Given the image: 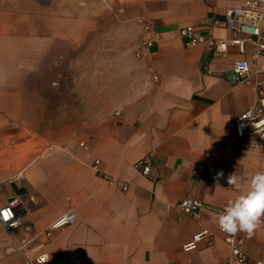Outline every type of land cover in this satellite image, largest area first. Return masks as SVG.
Listing matches in <instances>:
<instances>
[{
	"label": "crops",
	"instance_id": "1",
	"mask_svg": "<svg viewBox=\"0 0 264 264\" xmlns=\"http://www.w3.org/2000/svg\"><path fill=\"white\" fill-rule=\"evenodd\" d=\"M245 1L0 0V208L14 197L21 223L0 226V264L40 253L92 264L228 259L217 226L238 195L228 177L264 172V153L224 146L264 91V55L254 57L256 37L213 22ZM186 27L209 40L188 45ZM146 39L152 46L140 49ZM238 59L249 63L248 83L230 81ZM144 157L147 173L136 165ZM187 197L201 202L198 217L176 208ZM68 211L75 222L47 237ZM236 235L247 262L232 264H264V223Z\"/></svg>",
	"mask_w": 264,
	"mask_h": 264
},
{
	"label": "built area",
	"instance_id": "2",
	"mask_svg": "<svg viewBox=\"0 0 264 264\" xmlns=\"http://www.w3.org/2000/svg\"><path fill=\"white\" fill-rule=\"evenodd\" d=\"M139 23H143L144 29L151 31V24L145 22L142 18H138ZM215 25L230 30L235 35L237 33L244 34L247 38L256 37L257 51L254 57L264 55V42L260 41L262 27H264V0H246L240 7H229L225 10L224 18L214 20ZM180 34L188 38V45L193 46L198 43H203L207 40L202 33L195 27H186L180 29ZM231 42L239 47L241 51L244 49V40L237 37L231 39ZM211 45L215 49L224 52L226 50V41L221 40L218 43L210 38ZM152 46L150 39L143 40L140 44V49L149 48ZM139 56V53H136ZM251 75V69L246 59H238L234 62L230 81L232 83H248ZM243 140L240 144L239 141ZM241 146L242 149L248 151L251 147H256L259 152L264 153V91L257 89V97L253 105L240 114L235 119V131L227 139L224 146L226 152H231L235 147ZM99 161H95V167ZM137 166L142 167V172L149 171L147 158L144 157L136 162ZM126 188V187H124ZM201 207V202L193 198H184L176 204V208L193 217H198V210ZM76 215L72 211H68L53 221L45 231V235L49 237L55 229H61L65 226L74 223ZM0 226L5 230L16 229L21 226L18 212L15 209L14 201L8 202L0 208ZM219 230L224 235V241L229 246L228 259L222 262L213 264H232L246 263L247 255L241 248V239L236 234H229L222 231L217 223ZM26 230L30 227L26 226ZM207 234L206 230L195 233L192 238L184 244L185 250H193L198 243ZM23 264H92L87 261L81 253H68L59 261H51L46 253H40L33 258L27 259ZM253 264H262V261H256Z\"/></svg>",
	"mask_w": 264,
	"mask_h": 264
},
{
	"label": "clouds",
	"instance_id": "3",
	"mask_svg": "<svg viewBox=\"0 0 264 264\" xmlns=\"http://www.w3.org/2000/svg\"><path fill=\"white\" fill-rule=\"evenodd\" d=\"M222 176V172L218 173V177ZM227 182L238 195L218 214V225L226 233L243 232L251 237L264 223V172L254 173L247 181L233 173Z\"/></svg>",
	"mask_w": 264,
	"mask_h": 264
},
{
	"label": "water",
	"instance_id": "4",
	"mask_svg": "<svg viewBox=\"0 0 264 264\" xmlns=\"http://www.w3.org/2000/svg\"><path fill=\"white\" fill-rule=\"evenodd\" d=\"M14 199V197L8 198L7 202H11Z\"/></svg>",
	"mask_w": 264,
	"mask_h": 264
},
{
	"label": "rangeland",
	"instance_id": "5",
	"mask_svg": "<svg viewBox=\"0 0 264 264\" xmlns=\"http://www.w3.org/2000/svg\"><path fill=\"white\" fill-rule=\"evenodd\" d=\"M65 108H66V106H65Z\"/></svg>",
	"mask_w": 264,
	"mask_h": 264
}]
</instances>
